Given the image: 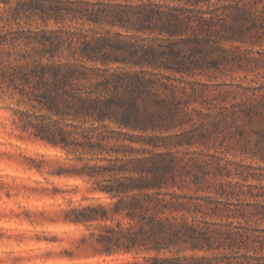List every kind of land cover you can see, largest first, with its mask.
<instances>
[{
	"label": "trees",
	"instance_id": "obj_1",
	"mask_svg": "<svg viewBox=\"0 0 264 264\" xmlns=\"http://www.w3.org/2000/svg\"><path fill=\"white\" fill-rule=\"evenodd\" d=\"M263 40L264 0H0V104L20 138L69 162L53 171L40 155L30 169L109 200L61 210L66 222L96 225L94 254L264 264V202L218 215L219 201L182 193L228 169L210 155L220 124L264 106L246 90L215 102L209 84L190 79L240 65L227 45Z\"/></svg>",
	"mask_w": 264,
	"mask_h": 264
},
{
	"label": "rangeland",
	"instance_id": "obj_2",
	"mask_svg": "<svg viewBox=\"0 0 264 264\" xmlns=\"http://www.w3.org/2000/svg\"><path fill=\"white\" fill-rule=\"evenodd\" d=\"M50 28H54V24ZM235 46L225 48L239 52L240 65H223L219 70L211 71L210 77L199 76L190 80L209 84L210 96L216 97L215 102L226 95L243 94L244 90L249 95L255 91L263 102L264 40L255 46ZM6 104H0V264H151L149 258L153 254H94L90 245L95 242L91 234L99 232L96 225L88 229L84 225L66 222L61 210L68 208L70 200L75 206L93 203V197L105 203L109 200L91 193L89 185L81 180L30 169L40 155L51 160L53 171L62 165L69 166V162L59 149L27 136L20 138ZM262 135L264 106L251 119L235 121L232 116L228 117L215 134L217 152L212 150L210 153L228 169L218 179L209 178L198 191L190 184L184 186L182 193L219 201L222 210L218 215H227L224 206L249 211L254 203L264 202V156L257 152L262 148L261 154L264 155ZM202 149L194 146L190 151L199 153ZM54 188L70 193L55 196ZM177 191L180 193L181 190ZM85 197L88 200H84ZM209 220L219 222L221 216H210Z\"/></svg>",
	"mask_w": 264,
	"mask_h": 264
}]
</instances>
